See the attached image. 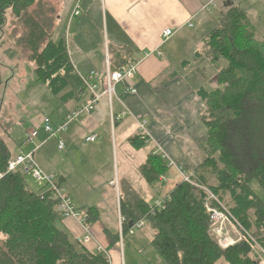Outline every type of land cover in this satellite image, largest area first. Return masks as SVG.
Wrapping results in <instances>:
<instances>
[{
  "label": "trees",
  "instance_id": "trees-1",
  "mask_svg": "<svg viewBox=\"0 0 264 264\" xmlns=\"http://www.w3.org/2000/svg\"><path fill=\"white\" fill-rule=\"evenodd\" d=\"M36 3L38 0H0V33L7 29L14 49L22 47L25 60L34 64L37 82L60 104L80 100L88 95L86 87L64 39L53 41L51 18L45 28L29 12ZM9 15L15 23L7 20ZM195 56L214 66L226 62L216 69L215 87L196 92L205 106L206 159L194 172L196 185H176L164 210L149 219L147 229L152 236L141 246H153L167 264H255L243 242L220 248L210 234L205 204L208 200L211 208L226 211L264 251V202L250 189L255 181L264 192V40L255 38L245 10L235 6L218 19ZM129 142L140 150L145 140L137 135ZM11 159L0 138V264H108L104 253L82 248L61 229L62 218L50 192L39 195L28 188L20 172H6ZM167 168L162 156L149 154L139 172L151 187ZM141 201L133 209L120 203L128 220L125 233L130 223L146 214L149 203ZM85 214L90 225L98 220L94 208H87ZM115 241L118 236L111 242Z\"/></svg>",
  "mask_w": 264,
  "mask_h": 264
},
{
  "label": "crops",
  "instance_id": "crops-1",
  "mask_svg": "<svg viewBox=\"0 0 264 264\" xmlns=\"http://www.w3.org/2000/svg\"><path fill=\"white\" fill-rule=\"evenodd\" d=\"M48 1L51 6L55 5V8L52 7L55 15L53 36L56 24L60 22L67 26L68 32L65 31L63 36L73 67L80 76H87L91 71L100 74L95 83L98 84V93L101 95V99L94 110L83 114L84 116L81 115L84 117L80 116L81 120H78V117L77 121L71 122L67 130L59 134L57 138L50 140L47 138L43 131V123L39 129H31V131H37V136L32 143L27 142L29 143L28 149L32 147L28 152H23L21 147L15 152L12 151L10 129L4 127L0 122V138L9 149L11 157H15L19 152H33L35 158L36 153L52 140L57 142L56 151L60 152V155H64L66 159L71 150L73 152L75 148L79 149V147L87 154L96 155L107 131L112 136L118 132L117 139H114L112 143L114 151L116 152L117 147L116 140L120 138L121 151L127 152L133 149L129 140L134 136L143 135L139 125L145 122L148 136H146L147 139L145 138L146 142L143 148L138 151L147 148L146 158L149 154L162 156L166 165H169L167 172H173L170 178L173 184L177 183L181 177L175 166L170 165L169 161L180 165L184 170H196L206 159L202 146L208 136L202 121L205 106L196 92L199 88L213 89L216 72L207 75L211 71L208 65L211 64L204 58L196 57L195 54L200 50L202 39L217 26L218 18L230 8L235 7V4L241 2H238L239 0H224L222 3L219 0ZM211 3L212 5H210ZM237 6L240 7V5ZM82 7L84 11H82ZM76 9L80 12L79 17L83 15V12H87V17L82 19L74 17L73 12ZM93 15L96 16L94 20ZM246 15L250 22L247 12ZM166 29H172L174 34L167 40H163L162 34ZM254 34L256 36L255 30ZM7 37L9 39L8 31ZM67 39L71 42L66 41ZM71 44L73 51L77 54V57L74 58L75 63L68 51V46ZM106 58H108V63ZM132 62L137 63L136 74L124 84L125 86L117 85V97L109 100L103 95V79L106 69L113 72ZM126 87L133 88L136 92L134 94L125 92ZM89 99L90 95L88 94L81 97L80 100H72L64 105L60 104L59 108L52 113V117L46 118H50L53 126H58L68 114L76 111ZM111 113L114 115L125 113V116L122 120L113 123L110 118ZM31 131L27 133L26 141ZM83 135L85 136L84 143L80 146L72 141V138ZM90 135L96 136L94 142L86 141ZM62 136L63 138H61ZM124 140L127 142L126 146H124ZM60 141L63 143L62 149H58ZM35 146L38 149L34 151ZM81 156L85 158L86 154L81 152ZM40 164L41 167L37 164L39 168L54 175L64 189L66 186L75 187L71 182L70 173L68 179L65 178L64 175L67 173L56 162H52V159L48 163L40 161ZM170 179L165 178L164 182ZM252 186L253 183L250 184V189L264 202V192L260 186L256 189H253ZM73 194L77 202L87 204L83 199H77L82 194L75 191L74 188ZM147 194L149 195L147 199L137 197L134 201L124 205L133 209L136 206L135 202L143 200L149 203L156 197L153 191L148 189L146 190ZM69 196L73 203V197ZM139 196L144 197L145 193L143 196ZM118 207L117 220L119 215L126 217L121 213L120 206ZM87 208L94 207H85L83 210ZM96 212L98 214L97 210ZM97 221L89 225L97 237V240L94 241L98 245L101 244L102 249H109L110 242L103 235L105 229L99 228ZM60 227L76 241H81L85 235L75 220L64 219L60 222ZM79 245L96 253V248L89 243H79Z\"/></svg>",
  "mask_w": 264,
  "mask_h": 264
},
{
  "label": "rangeland",
  "instance_id": "rangeland-1",
  "mask_svg": "<svg viewBox=\"0 0 264 264\" xmlns=\"http://www.w3.org/2000/svg\"><path fill=\"white\" fill-rule=\"evenodd\" d=\"M223 1L224 0H219L221 3ZM238 2L241 3L235 4V6L240 5V7L248 13L251 27L253 31L255 30L256 32L255 38L259 41L264 40V0H239ZM210 5H212V3ZM52 7L55 8V5L53 4L51 6L48 0H38V3L34 4L29 12L33 17L38 19L41 24H46V28L48 24H50V18L52 20L51 24L55 22L54 9L52 10ZM81 9H83V7ZM82 11H84V9ZM83 15L77 17L81 19L87 17V12H83ZM9 18L11 22H13L11 15L7 16V20ZM92 18L94 20L96 16L93 15ZM83 30L85 31V29ZM65 31L68 32V29L64 23L60 24L59 22L56 24L55 35L52 37L53 41L57 43L61 38L64 39L63 35ZM20 32L22 33L23 31L20 29ZM24 35L23 33V36ZM13 40L8 39L7 29H5L3 33H0V122L4 127L10 129V136L12 138L10 147L12 151L15 152V150L21 147L23 152H28L32 147L28 149L29 143L26 141L27 133L33 128L39 129L43 123V119L48 116L52 117V113L59 108L60 103L53 95H50L42 82H37L34 73V64L25 60V54H23L20 49L22 47L16 46L17 50L14 49L15 42H13ZM66 41L71 42V40L68 39ZM9 49L11 50L8 51ZM68 51L70 52L72 61L75 63L74 58L77 57V54L73 51L72 44L68 46ZM225 65L226 62L224 61H220L216 66L208 65L211 71L208 72L207 75L216 72L217 68L224 67ZM83 116L81 117L84 118ZM81 117H79L78 120H81ZM117 136L118 132L116 135L112 136L110 132L107 131L106 136H104L103 141L99 145V152L96 155L87 154L79 147L80 150L78 148H75L73 152L71 150L67 159L64 155H60V152L56 151L57 142L52 140L36 153L35 161L40 166V161L42 163H48L49 160L52 159V162H56L57 165L67 173L64 175L65 178L68 179L70 173L71 182L75 187H70L68 185L69 187L66 186L64 190L73 197L75 202L74 206L79 212L83 213L82 215L85 214V210H83L85 207H94L98 211L99 220L97 221V226L105 229L103 235L105 239L110 242L109 249H102V247H100L101 244L98 242L100 244L98 245L94 241L97 240V237L89 227L90 224L87 222V214H85L83 222L80 220V224L87 227V234L90 233L91 240L86 243L84 242V238H81V241L79 240L77 243H89L94 247L96 243V253H104L111 264H167L159 256L153 246H141L143 240H148L152 236L149 229H147L148 225L142 230H135L133 235L129 234V230L125 233L124 229L120 237V232L117 227L118 206H120V202L123 204L132 202L137 197L149 198V195H146L147 189L153 191V194L156 195L155 199L158 196L159 199L168 201L176 185L181 183L196 185L194 181L195 170H184L180 165L174 164L173 161L170 163L169 161L170 165L173 164L175 166L178 171L177 173L182 179L180 178L177 183L173 184L170 179L173 172L169 171L160 176L158 182L150 187L141 178L138 170L139 166L145 163L148 149L145 148L144 150L138 151L133 148L130 151L122 152L119 138L116 140L117 147L115 152L112 143L114 139H117ZM84 137L83 135L78 138H72V141L80 146L84 143ZM142 137L146 142V135H142ZM61 138H63V136ZM65 142L64 140V144ZM126 144L127 142L124 140V146H126ZM81 152L86 154L85 158L81 156ZM21 174L24 175L25 183L33 192L41 194L45 191V188H40L36 184L31 175ZM161 178H163L162 181H160ZM165 178L170 180L164 182ZM185 178L186 180H184ZM252 183L253 189L259 188V185L255 181ZM73 188L75 191L82 194V196L77 197V199H83L86 201V205L75 200ZM204 192L207 194L208 198L214 199L208 190L204 189ZM144 193V197L139 196H143ZM205 205L208 211H211L208 200ZM219 211H215L218 215L213 214V212L211 213L213 220L210 217L209 227L213 239L217 243L223 242L224 246L231 244L233 246L238 242H243L248 246L250 257L255 264H258L259 260L264 262V256L256 245L253 235H251L249 231L244 230L227 213L221 211L223 213L221 214ZM75 221L79 224L77 220ZM80 224L79 226H81ZM130 226L131 223L129 227ZM96 232H98V229H96ZM116 236H118V241L112 243V238ZM83 237H86V233ZM250 239H252V242ZM74 240L76 241L74 238L71 239L72 242H75ZM247 240L249 241L247 242ZM249 242L251 245L255 246V250L250 247ZM222 246H220L222 250L226 249ZM98 247L101 248V252L97 250ZM254 251H257L259 255L256 256ZM217 264L225 263L219 261Z\"/></svg>",
  "mask_w": 264,
  "mask_h": 264
},
{
  "label": "built area",
  "instance_id": "built-area-1",
  "mask_svg": "<svg viewBox=\"0 0 264 264\" xmlns=\"http://www.w3.org/2000/svg\"><path fill=\"white\" fill-rule=\"evenodd\" d=\"M80 12L78 9H76L73 12V16L77 17L79 16ZM172 29H166L163 34V40H167L173 35ZM106 62L108 63V58H106ZM108 65V64H107ZM137 72V63L132 62L125 67L121 68L120 70H115L113 72H110L109 69L107 68L105 73H104V92L103 95L110 99L116 98V89L117 85L121 84L124 85L126 84L131 78L134 77V75ZM100 74L96 71H91L87 76H80L82 79L87 93L90 95V99L82 106H80L76 111L72 112L68 116H66L65 120L58 126H53L51 121L48 118L43 119V131L46 133L48 139L51 138H57L59 134L65 132L67 130L68 125L75 121L78 117H80L83 114H88L92 110H94L95 106L98 104V102L101 99V95L98 93V84L95 83L96 80H98V76ZM125 86V85H124ZM125 92L134 94L136 92L135 89L126 87ZM125 116L124 114H119V115H114L113 113L110 114L111 121L117 122L122 120V118ZM139 129L143 135L148 136L146 130H145V122L141 123L139 125ZM37 136V131L32 130L27 138V142L32 143L35 137ZM142 136V135H141ZM96 140L95 135H90L86 138L87 142H94ZM63 148V143L60 141L58 149ZM38 147L35 146L34 151L37 150ZM172 166H174L172 164ZM7 173H16L20 172L23 174H29L33 178V180L36 182V184L40 188H45L44 192H50L51 196L54 198L56 201L55 204V209L58 215L62 219H74L77 220L78 223L80 224L81 222L84 221L85 214L82 215L83 213L79 212L73 205L70 196L65 192L64 188L62 185L59 183V181L54 177V175L49 174L39 168L37 165L35 158L33 156V152L31 153H22L19 152L15 157H13L11 160H9L7 164ZM0 178H2V175H0ZM163 178L160 179L162 181ZM186 180V178L184 179ZM42 195V194H39ZM167 200L165 199H159V198H154L152 199L148 206H147V212L144 214L138 221L132 222L131 226H128V232L130 235H133L134 231L137 230H142L149 222V219H151L153 216H155L158 212L164 210L166 206ZM211 211H208L211 217V213L218 215L215 211L217 209H211ZM219 211V210H217ZM227 213L226 211H222ZM221 211L219 213L223 214ZM228 214V213H227ZM212 219V217H211ZM213 220V219H212ZM118 228L120 232V237H121V232L126 228L128 224V220L119 215L118 217ZM81 225V224H80ZM82 230L86 233V237L84 238V242H89L91 240L90 233L87 234V227L81 225ZM210 228V227H209ZM212 228V227H211ZM211 230V229H210ZM246 234V233H245ZM247 235V234H246ZM249 236V235H247ZM220 237V236H219ZM246 239V237L244 236ZM249 240H247L248 242ZM252 242V239H250ZM220 246L224 248H228L231 245H226L224 246L223 242L218 243ZM249 245L252 249H254L255 246L251 245L249 242ZM258 246L259 250L261 251V254L264 256V251L260 248V246L256 243ZM98 251L101 252V248L98 247ZM255 250V249H254ZM103 251V250H102ZM105 252V251H103ZM256 253V256L259 255L257 254V251H254ZM257 260V259H256ZM108 264H111L110 262ZM258 264H264L263 261L259 260Z\"/></svg>",
  "mask_w": 264,
  "mask_h": 264
}]
</instances>
